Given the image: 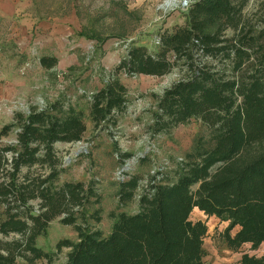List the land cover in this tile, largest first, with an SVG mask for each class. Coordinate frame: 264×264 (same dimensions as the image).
<instances>
[{"label": "trees", "instance_id": "obj_1", "mask_svg": "<svg viewBox=\"0 0 264 264\" xmlns=\"http://www.w3.org/2000/svg\"><path fill=\"white\" fill-rule=\"evenodd\" d=\"M246 1L195 0L186 25L158 32L156 49L132 43L109 82L93 94L88 114L60 101L14 114L0 129V233L21 238L0 240V264L48 258L37 239L58 217L74 225L79 237L57 243L59 251L70 249L65 264H205L209 227L191 218L195 208L229 222L223 232L228 248L264 245V28L244 21ZM230 28L234 33L227 37ZM206 57L220 62L210 64ZM57 62L41 57L46 68ZM177 66L185 75L158 97L152 130L170 132L199 118L214 145L189 151L175 182L155 177L138 212L112 214L109 233L85 227L79 219L93 192L80 181L59 182L55 143L82 141L88 117L95 129L117 122L128 105L122 75L163 76ZM13 131L16 142L4 144ZM139 183L135 175L121 182L122 203L134 199ZM238 263L264 264V253H244Z\"/></svg>", "mask_w": 264, "mask_h": 264}, {"label": "rangeland", "instance_id": "obj_2", "mask_svg": "<svg viewBox=\"0 0 264 264\" xmlns=\"http://www.w3.org/2000/svg\"><path fill=\"white\" fill-rule=\"evenodd\" d=\"M194 1L0 0V129L14 121L16 112L27 114L55 101L88 114L93 94L109 82L132 43L156 49L158 32L186 25ZM243 14L244 21L257 31L264 28V0H247ZM233 33V28L225 31L227 37ZM43 56L57 57L58 62L46 68L41 64ZM204 60L213 65L220 62L211 57ZM184 75L179 66L163 76L122 75L128 105L117 115V122L95 129L88 117L82 141L55 143L62 162L59 182L80 181L93 192L79 219L85 227L109 233L112 214L138 212L139 199L155 177L159 183L175 182L189 151L214 145L210 128L199 118L170 132L152 130L158 97ZM16 137L13 131L3 143L16 142ZM36 169L45 171L39 166ZM134 175L140 177L136 196L130 203H122L121 182ZM2 214L0 206V218ZM60 218L37 239V246L50 253L49 257L33 264H65L70 249L59 251L57 243L79 237L75 226L63 224ZM191 218L208 223L205 264H239L244 253H264V245L244 244L237 251L228 248L223 232L229 222L207 217L198 208ZM19 238L17 233H0L3 241ZM17 262L32 264L22 258Z\"/></svg>", "mask_w": 264, "mask_h": 264}]
</instances>
